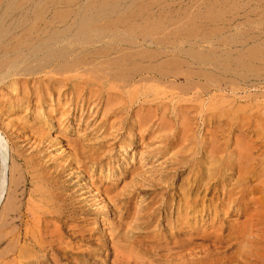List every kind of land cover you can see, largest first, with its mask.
Listing matches in <instances>:
<instances>
[{"label":"rangeland","instance_id":"374dc122","mask_svg":"<svg viewBox=\"0 0 264 264\" xmlns=\"http://www.w3.org/2000/svg\"><path fill=\"white\" fill-rule=\"evenodd\" d=\"M0 17L17 27L6 38L60 34L46 50L65 51L0 82L6 194L18 178L0 264H237L244 247L264 249V0H0ZM12 37L0 62L14 57ZM236 138L253 145L245 172L261 193L181 229L190 175L175 169Z\"/></svg>","mask_w":264,"mask_h":264},{"label":"bare ground","instance_id":"6f19581e","mask_svg":"<svg viewBox=\"0 0 264 264\" xmlns=\"http://www.w3.org/2000/svg\"><path fill=\"white\" fill-rule=\"evenodd\" d=\"M98 2V1H97ZM239 2V1H238ZM51 3V2H50ZM103 3V2H102ZM244 5V4H243ZM11 6V4H10ZM8 7V6H7ZM122 7V6H121ZM119 8V7H118ZM92 9V8H91ZM226 9V8H225ZM256 10V9H255ZM114 12V11H113ZM111 14V13H110ZM85 15V14H84ZM228 15V14H227ZM103 16V15H102ZM217 17V16H216ZM11 19H13L12 17H10ZM58 18V17H57ZM6 17H0V42L3 43L1 40L3 38V40H5L6 36H8L9 31L13 30V28H17V27H13L12 29L10 28L8 30V27L5 25V22L8 20L9 18L5 21ZM10 19V20H11ZM199 19V18H198ZM16 20V19H15ZM37 20V19H36ZM207 20V19H206ZM216 20V19H214ZM12 21V20H11ZM14 21V19H13ZM21 21V20H20ZM25 21V20H24ZM34 22V21H33ZM67 22V21H66ZM12 23V22H11ZM17 23V22H16ZM50 23V22H49ZM89 23L90 21L87 19H82L81 23L78 25L79 28L77 29L79 32L80 31H84L89 27ZM153 23V22H152ZM156 23V22H155ZM225 23V22H224ZM14 22L11 24L13 25ZM20 24V23H19ZM187 24V23H186ZM226 24V23H225ZM241 24V23H240ZM254 24V23H253ZM10 25V26H11ZM17 25V24H16ZM22 25V24H21ZM18 26V25H17ZM61 26V25H60ZM97 26V25H96ZM184 26V25H183ZM240 26V25H239ZM251 26V25H250ZM172 27V26H171ZM170 27V28H171ZM111 28V27H110ZM151 28V27H150ZM168 29V28H167ZM245 29V28H244ZM243 29V30H244ZM255 29V27H254ZM75 30V29H74ZM166 30V29H165ZM32 31V30H31ZM57 31V30H56ZM77 31V32H78ZM117 31V30H116ZM144 31V30H143ZM151 31V30H150ZM256 31V30H255ZM258 31V30H257ZM13 33V31H11ZM10 32V33H11ZM15 32V31H14ZM30 32V31H29ZM141 32V31H140ZM55 33V32H54ZM62 33V32H61ZM144 33V32H143ZM16 34V33H15ZM15 34H12L13 37L11 40H9L10 42H14L15 45L12 47L11 53L14 54V57L12 59H9V57H7V61L6 59H4V61L0 62V82L5 79V77L10 76L11 74L15 73L16 75H29L30 73H35L36 71H38L39 69H44L50 66V63L52 60L49 59H53V61L61 59L65 56V51H47L46 49L49 48L50 46V41L53 40L55 38L58 39L60 36L59 34L57 35H50V37L41 39L38 41V44L35 43V41L33 40V38H29L26 36V39L23 41L22 40H17L18 37L15 36ZM97 34V32H96ZM101 34V33H100ZM104 34V33H103ZM106 34V33H105ZM109 34V33H107ZM186 34V33H185ZM229 34V33H228ZM11 35V36H12ZM33 35V34H32ZM10 36V35H9ZM10 36V37H11ZM22 36V35H21ZM82 36V35H81ZM152 35H150L151 37ZM10 37L6 38L9 39ZM23 37V36H22ZM21 37V38H22ZM65 37V36H64ZM74 37V36H73ZM171 37V36H170ZM252 37V36H251ZM25 38V37H24ZM22 38V39H24ZM29 38V39H27ZM77 38V37H76ZM114 38V37H113ZM139 38V37H138ZM62 39V38H61ZM97 39V38H96ZM73 40V39H72ZM75 40V39H74ZM182 40V39H181ZM76 41V40H75ZM206 41V40H205ZM210 41V40H209ZM227 41V40H226ZM6 44V41H4ZM177 42V41H176ZM117 43V42H116ZM140 43V41H139ZM208 43V42H207ZM215 43V42H214ZM4 44L5 48L7 46ZM25 44L26 47L28 48L27 50H21V48H19V46ZM53 44V43H52ZM123 44V43H122ZM150 44V43H149ZM174 44V43H173ZM178 44V43H177ZM182 44V43H181ZM206 44V43H205ZM228 44V43H227ZM236 44V43H235ZM1 45V44H0ZM3 45V44H2ZM10 45V44H9ZM13 44L11 43L10 46H12ZM23 45V46H25ZM97 45V44H96ZM136 45V44H135ZM153 45V44H152ZM237 45V44H236ZM240 45V44H239ZM244 45V44H243ZM172 46V45H171ZM181 46V45H180ZM187 46V45H186ZM223 46V45H222ZM194 47V46H193ZM200 47V46H199ZM1 48V46H0ZM11 48V47H8ZM158 48V47H157ZM2 49V48H1ZM213 49V47H212ZM245 49V48H244ZM5 51V49H3ZM8 50V49H7ZM46 50V51H45ZM167 50V49H166ZM243 50V49H242ZM9 53V50L6 51ZM43 52V54L41 56H38L37 54L40 55V53ZM182 52V51H181ZM199 52V50H198ZM223 52V51H222ZM3 53V52H1ZM7 53V54H8ZM9 53V54H11ZM170 53V52H169ZM6 54V55H7ZM198 54V53H197ZM248 54V53H247ZM1 56V54H0ZM179 56V55H178ZM200 56V55H199ZM202 56V55H201ZM172 57V56H171ZM229 57V56H228ZM227 57V58H228ZM250 57V55L248 56ZM253 57V56H252ZM196 58V57H195ZM232 58V57H231ZM243 58V56H242ZM217 59V58H216ZM246 59V58H244ZM9 60V61H8ZM62 60V59H61ZM172 60V59H171ZM40 62L38 63V65H32V62ZM176 61V60H175ZM191 61V60H190ZM239 61V60H238ZM226 62V61H225ZM234 62V61H233ZM32 63V64H31ZM159 63V62H158ZM176 63V62H175ZM179 63V62H178ZM222 63V62H221ZM230 64V63H229ZM263 64V63H262ZM60 65V66H59ZM57 67L55 66V71L59 70L62 71L64 69L67 70H71L73 67L76 68V66L78 65H62L59 64ZM173 65V64H172ZM233 65V64H232ZM136 66V65H135ZM209 66V65H208ZM227 66V65H225ZM86 68V67H85ZM248 68V67H247ZM254 68V67H253ZM114 69V68H113ZM132 69V68H131ZM209 69V68H208ZM45 70V69H44ZM49 70V69H48ZM82 70V69H81ZM109 70V69H108ZM167 70V69H166ZM192 70V69H191ZM213 70V69H212ZM83 71V70H82ZM195 71V70H194ZM236 71V70H235ZM13 72V73H12ZM162 72V71H161ZM216 72V71H215ZM239 72V71H238ZM110 73V72H109ZM158 73V72H157ZM176 73V72H175ZM174 73V74H175ZM195 73V72H193ZM192 73V74H193ZM234 73V72H233ZM44 74V73H43ZM79 74V73H78ZM107 74V73H106ZM181 74V73H180ZM184 74V73H183ZM186 74V73H185ZM209 74V73H208ZM211 74V73H210ZM190 76V74H188ZM47 76V75H46ZM95 76V75H94ZM231 76V75H230ZM123 77V76H122ZM100 78V77H99ZM69 78H67L68 80ZM148 79V78H147ZM182 79V78H181ZM205 79V78H204ZM210 79V78H209ZM232 80V79H231ZM229 82V81H228ZM156 84V83H155ZM183 84V83H182ZM193 84V83H192ZM244 84V83H242ZM105 85V84H104ZM172 85V84H171ZM254 85V84H253ZM133 86V85H132ZM109 87V86H108ZM37 88V87H36ZM95 88V87H94ZM135 89V87H134ZM76 90V89H75ZM184 90V89H182ZM109 91V90H108ZM241 91V90H240ZM103 92V91H102ZM230 92V91H229ZM197 93V92H196ZM136 94V93H135ZM216 94V93H215ZM137 96V95H136ZM234 96V95H233ZM129 98V97H128ZM244 98V97H242ZM144 99V98H143ZM253 99V98H252ZM263 99V98H262ZM96 100V99H95ZM243 100V99H242ZM258 100V99H257ZM37 101V100H36ZM167 101V100H166ZM197 101V100H196ZM203 101V100H202ZM239 101V100H238ZM264 101V100H263ZM136 102V101H135ZM258 102V101H257ZM148 103V101H147ZM111 105V104H110ZM120 105V104H119ZM205 105V104H204ZM226 105V104H225ZM172 106V105H171ZM212 106V105H211ZM90 107V106H89ZM116 107V106H115ZM221 107V106H219ZM153 108V107H152ZM151 108V109H152ZM241 108V107H240ZM106 109V108H105ZM109 109V108H108ZM107 109V111H108ZM111 109V108H110ZM109 109V111H110ZM115 109V108H113ZM126 109V108H125ZM137 109V108H136ZM145 109V108H144ZM146 111V110H145ZM182 113V112H181ZM121 114V113H120ZM184 114V113H183ZM126 115V113H125ZM124 115V116H125ZM128 115V114H127ZM149 115V114H148ZM65 116V114H64ZM158 116V115H157ZM263 116V115H262ZM21 117V116H20ZM105 117V116H104ZM217 117H221V114H219ZM18 120V117H16ZM126 118V117H125ZM21 119V118H20ZM229 119V118H227ZM166 124V123H165ZM112 125V124H111ZM225 125V124H224ZM230 125H231V121H230ZM261 125V124H260ZM233 126V125H232ZM169 127V126H168ZM188 128V127H187ZM236 128L239 129V127L236 126ZM260 128V127H259ZM262 129V128H261ZM161 130V129H160ZM197 130V129H196ZM211 130V129H210ZM165 131V130H164ZM185 131V130H184ZM207 131V130H206ZM262 131V130H261ZM57 132V131H56ZM100 132V131H99ZM169 132V131H168ZM208 132V131H207ZM212 132V131H211ZM160 133V132H158ZM157 133V134H158ZM163 133V132H162ZM115 134V133H114ZM119 134V133H118ZM156 134V136H157ZM57 136V135H55ZM162 136V135H160ZM105 137V136H104ZM112 137V136H111ZM121 137V136H120ZM264 137V136H263ZM113 138V137H112ZM199 138V136H198ZM215 138V137H214ZM235 138V137H234ZM43 139V138H42ZM71 139V138H70ZM106 139V137H105ZM8 140V139H7ZM76 140V139H75ZM116 140V139H115ZM148 140V139H147ZM217 140V139H216ZM152 141V139H151ZM157 141V140H155ZM166 141V140H165ZM234 142V146H233V150H229L227 151V143L224 145L225 148H222V145H219V147L215 150L213 149H209L204 153V156H202V158H197L198 157V151L194 152V156L192 155L191 159V164L189 166H185L183 164V162L180 163V166L178 168L175 169V173L178 172V175L183 174L184 172H186L188 175H190V178L188 181H184L183 183H181V185H188L187 188L184 189L185 186H183V192L179 195H177L179 197V202H181L178 205V212L176 213L178 216V224L180 225V228L182 226L184 227H188L189 229L191 228V223L193 222L195 223L197 221L198 215H196L197 213L199 214V217L201 218L202 215L205 214H209L208 209H211V207L214 208V212H221L222 210L220 209V205L221 206H225L226 204H231L234 206H238V210H243L245 211L246 205L252 204L255 199L254 197L256 196L257 193H261V189L258 188L256 185H253L252 181L250 180V176L248 177V171L245 172L246 170V164L248 161H253V154H252V150H253V145H248L246 142L245 145L246 146V150L243 149V144L240 143L239 138H236ZM242 144V145H241ZM7 146V144H6ZM6 146L4 143V140L2 139V137L0 136V157L2 159H5V154L6 152ZM156 146V145H155ZM161 146V145H160ZM151 147V146H150ZM153 147V146H152ZM200 147V146H199ZM11 148V147H10ZM222 150H219V149ZM231 148V147H229ZM245 148V146H244ZM181 150H184L183 148H181ZM245 152H244V151ZM19 154V153H18ZM221 155V157H217L218 155ZM224 154V155H222ZM8 155V154H7ZM87 155V154H86ZM168 155V154H167ZM170 155V154H169ZM197 155V156H196ZM19 156V155H18ZM147 156V155H146ZM183 157V156H182ZM113 158V157H112ZM75 159V158H74ZM78 160V159H76ZM183 160V159H182ZM185 160V159H184ZM188 161V160H187ZM2 162V160H1ZM6 163V162H5ZM83 163V162H82ZM142 163V162H141ZM188 163V162H187ZM254 163V162H253ZM252 163V164H253ZM75 164V163H74ZM156 164V163H155ZM6 165V164H5ZM94 165V164H93ZM164 165V164H163ZM2 166V165H1ZM4 168V167H2ZM17 168V167H16ZM15 168V169H16ZM13 167V170L11 171L12 174V180H11V185L14 184L15 179H14V175H15V170ZM226 170H230L232 172H234L235 176H231L229 174H225ZM230 171H228L230 173ZM5 172V171H4ZM3 169L0 170V206L2 201L5 199L4 196L6 195V203L3 207H2V212H1V219L3 218H7L9 212H11L13 209V203L16 199L15 197V190H14V186L16 187L18 184V178L16 179V183L15 185L12 186V188L10 189L11 191L9 193L6 194V190H5V175H4ZM18 172V170H17ZM71 172V171H70ZM227 173V172H226ZM158 174V173H157ZM161 174V173H160ZM171 174V173H170ZM18 176V173L16 174ZM176 175V174H175ZM9 178V177H8ZM264 178V177H263ZM89 180V179H88ZM92 180V179H91ZM9 181V180H8ZM87 184V183H86ZM248 185V186H247ZM20 186V185H19ZM181 186V187H182ZM243 186H246V190L243 189ZM261 186V185H259ZM242 187V188H241ZM95 188V187H94ZM109 188V187H108ZM109 192V191H108ZM113 192V191H112ZM246 193L247 198L245 200L243 194ZM17 194V193H16ZM188 196V198H186L185 196ZM209 195H212L213 197H217L219 198V204L218 205H213V201H210L207 199V197ZM255 195V196H254ZM263 197V196H262ZM258 198V197H257ZM261 198V197H260ZM262 202H264V199H262ZM246 206V207H245ZM221 210V211H217V209ZM166 208V207H165ZM224 208V207H221ZM228 208V207H226ZM225 208V210H226ZM230 208V205H229ZM228 208V209H229ZM233 208V207H232ZM236 208V207H235ZM105 209V208H104ZM218 209V210H219ZM234 209V208H233ZM224 210V211H225ZM5 211V212H4ZM98 211V210H97ZM222 211V212H224ZM227 211V210H226ZM225 211V212H226ZM213 212V211H212ZM221 212V213H222ZM224 212V215H226ZM236 212V211H235ZM247 212V211H246ZM219 214V213H218ZM217 213H215V215H218ZM210 215V214H209ZM214 215V214H213ZM223 215V213H222ZM191 217L188 221L187 218L185 217ZM9 217V216H8ZM214 217V216H213ZM219 218V217H217ZM221 219V217H220ZM218 220V219H217ZM222 221V220H219ZM1 222H3L1 224ZM0 222V226L4 225V221ZM224 222V221H223ZM8 223V222H7ZM6 223V226H7ZM119 224V223H118ZM122 224V223H121ZM179 229V228H178ZM183 229V228H181ZM184 230V229H183ZM182 230V231H183ZM188 230V229H186ZM7 232V231H6ZM260 232V231H259ZM33 233V232H32ZM264 233V232H262ZM263 235V234H262ZM244 236V235H243ZM264 236V235H263ZM262 236V237H263ZM259 238V237H258ZM1 239V238H0ZM16 239V238H15ZM33 239V238H32ZM262 239V238H261ZM17 240V239H16ZM191 240V239H190ZM259 241H261L259 239ZM32 242V241H31ZM188 241H181L180 245L185 246L186 244H190V243H185ZM200 242V241H199ZM258 242V241H257ZM262 242V241H261ZM260 242V245L262 244ZM258 244V243H255ZM21 245V244H20ZM254 245V244H253ZM257 246V247H260ZM47 246V245H46ZM222 246V245H221ZM220 246V247H221ZM263 246V245H262ZM260 247L259 249L256 247H254V250L251 251H247L244 250L245 247L242 249V252L238 253L240 254V259L239 261H235L237 264H263L264 263V249L263 247ZM29 248V247H28ZM219 248V246H218ZM10 249H8L9 251ZM244 250V251H243ZM22 251V250H21ZM241 251V250H240ZM1 253V252H0ZM9 253V252H8ZM7 253V254H8ZM3 254H5L4 252L0 254V256H3ZM151 254V253H150ZM189 255V254H188ZM237 255V254H236ZM191 256V255H190ZM239 256V255H238ZM128 258V257H127ZM134 258V257H133ZM142 258V257H141ZM13 262V261H12ZM12 262L10 264H12ZM118 262V261H117ZM3 263V262H2Z\"/></svg>","mask_w":264,"mask_h":264}]
</instances>
